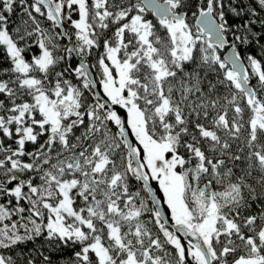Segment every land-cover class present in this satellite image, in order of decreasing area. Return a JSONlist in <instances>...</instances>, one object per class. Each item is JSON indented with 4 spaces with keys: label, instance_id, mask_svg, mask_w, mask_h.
Here are the masks:
<instances>
[{
    "label": "snow or ice",
    "instance_id": "obj_1",
    "mask_svg": "<svg viewBox=\"0 0 264 264\" xmlns=\"http://www.w3.org/2000/svg\"><path fill=\"white\" fill-rule=\"evenodd\" d=\"M0 264H264V0H0Z\"/></svg>",
    "mask_w": 264,
    "mask_h": 264
},
{
    "label": "trees",
    "instance_id": "obj_2",
    "mask_svg": "<svg viewBox=\"0 0 264 264\" xmlns=\"http://www.w3.org/2000/svg\"><path fill=\"white\" fill-rule=\"evenodd\" d=\"M192 23H195V22L192 21ZM223 51H224V50L221 51V55H222V56H223ZM29 247H31V245H29Z\"/></svg>",
    "mask_w": 264,
    "mask_h": 264
},
{
    "label": "water",
    "instance_id": "obj_3",
    "mask_svg": "<svg viewBox=\"0 0 264 264\" xmlns=\"http://www.w3.org/2000/svg\"><path fill=\"white\" fill-rule=\"evenodd\" d=\"M223 55H227V51L226 50L223 51Z\"/></svg>",
    "mask_w": 264,
    "mask_h": 264
}]
</instances>
